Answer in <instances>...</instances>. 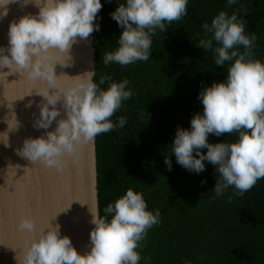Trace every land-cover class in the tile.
<instances>
[{
    "label": "clouds",
    "instance_id": "9594fccd",
    "mask_svg": "<svg viewBox=\"0 0 264 264\" xmlns=\"http://www.w3.org/2000/svg\"><path fill=\"white\" fill-rule=\"evenodd\" d=\"M14 2L0 0V7ZM236 3L237 0H227L228 7ZM28 4L39 10L9 24L8 45L0 46V69L9 71L0 75L19 72L31 81L46 83L47 87L35 90L42 100L37 105L39 116L33 122L34 128L45 132L24 139L17 154L61 172L65 158H75L79 146L126 125V117H119L116 123L111 117L123 101L133 96V91L127 79L115 82L108 75H102L97 84L93 79L95 72L70 77L75 83L68 87L58 85L60 76L65 74L56 75V64L71 66L68 53L78 42L77 37L86 39L99 31L100 25L95 21L103 7L101 0H21L22 7ZM187 5L188 0L119 3L110 15L123 31L118 47L104 53V65L147 61L152 37L157 30L166 31L168 25L186 16ZM2 15H7L6 8ZM202 29L204 37L196 46L211 51L216 66L227 64V75L223 81L202 88L198 99L203 114L195 113L189 128L177 127L170 152L180 166L197 174L205 170V161L215 166L218 177L213 199L224 195L229 187L235 189L234 196H243L264 178V62L255 58L256 35L245 34L244 20L235 12L229 15L220 11L210 24L203 23ZM61 57L71 62H61ZM106 82L107 88L101 87ZM49 89L54 91L50 94ZM53 122L56 127L48 131ZM233 133L238 134L235 142H208L209 134L219 137ZM164 162L171 170L169 155ZM231 200L229 196L228 202ZM99 211L95 204L89 208L90 223L94 225L89 234V251L78 252L71 238L61 235V226L50 222L38 238L26 242L22 257H15L17 264H139L142 256L137 249L142 247L148 230L161 222L160 209L149 211L143 193L129 188L104 208V216ZM18 228L33 232L35 220L22 217ZM143 259L149 261L151 257Z\"/></svg>",
    "mask_w": 264,
    "mask_h": 264
},
{
    "label": "trees",
    "instance_id": "16d2710c",
    "mask_svg": "<svg viewBox=\"0 0 264 264\" xmlns=\"http://www.w3.org/2000/svg\"><path fill=\"white\" fill-rule=\"evenodd\" d=\"M123 2L101 0L95 21L100 29L94 31V82L102 75L115 82L127 79L133 91L111 117L114 123L126 117V125L96 136L100 215L129 188L143 193L149 211L160 209L161 222L137 249L139 264H264V178L243 196H234L229 187L213 199L215 166L205 161V170L197 174L170 152L177 127L189 128L193 115L203 114L202 88L227 75V64L216 66L213 53L196 46L204 37L203 23L210 24L220 11L235 12L244 20L245 34L256 35L255 58L264 62V0H237L232 7L227 0H188L187 15L152 37L147 61L105 66L104 53L118 47L123 31L110 14ZM237 139V133L208 136L213 144ZM167 155L171 170L164 162ZM146 256L151 259L145 261Z\"/></svg>",
    "mask_w": 264,
    "mask_h": 264
},
{
    "label": "water",
    "instance_id": "95a60500",
    "mask_svg": "<svg viewBox=\"0 0 264 264\" xmlns=\"http://www.w3.org/2000/svg\"><path fill=\"white\" fill-rule=\"evenodd\" d=\"M5 8L6 16L2 15ZM38 10L33 4L22 7L21 0L0 7V46L7 47L8 28L13 20ZM77 41L68 53L72 58L71 66L61 67L59 63L55 66L57 76L65 74L59 78L60 87L74 84L75 79L70 77L96 72L94 32L86 39L77 37ZM61 62L71 61L61 57ZM8 71L0 69V72ZM44 87H47L45 82L31 81L19 72L0 75V241L3 243L0 244V264H17L15 257H22L26 242L38 238L50 222L61 226V235L69 236L78 252L90 250L89 234L94 225L90 223L89 208L95 204L99 209L96 137L79 146L75 158L66 157L61 172L17 154L24 139L45 132L33 127L40 113L37 105L42 100L35 90ZM53 91L49 89L50 94ZM61 111L63 114V109ZM55 127L53 122L48 131ZM29 202L33 205L30 217L35 220L36 228L33 232L20 231V219L29 216L26 208Z\"/></svg>",
    "mask_w": 264,
    "mask_h": 264
},
{
    "label": "snow or ice",
    "instance_id": "6c2138e0",
    "mask_svg": "<svg viewBox=\"0 0 264 264\" xmlns=\"http://www.w3.org/2000/svg\"><path fill=\"white\" fill-rule=\"evenodd\" d=\"M22 78H23V77H22V75H21V79H22ZM21 79H20V80H21ZM20 80H19V81H20ZM32 207H33V205H32L31 202H29V203L26 205V208L28 209V215H29V216H32V214H33V213H32ZM18 230H20V229L18 228ZM20 231H21V230H20ZM0 244H3L2 241H0Z\"/></svg>",
    "mask_w": 264,
    "mask_h": 264
}]
</instances>
